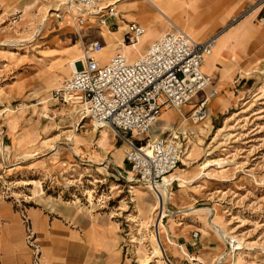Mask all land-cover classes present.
<instances>
[{
	"label": "rangeland",
	"instance_id": "obj_1",
	"mask_svg": "<svg viewBox=\"0 0 264 264\" xmlns=\"http://www.w3.org/2000/svg\"><path fill=\"white\" fill-rule=\"evenodd\" d=\"M70 3L0 0V264L10 256L4 243H22L34 264L33 240L41 264H84L92 250L74 240L106 227L121 241L119 264H264V66L231 74L224 88L211 80L202 119L183 122L175 110L157 119L146 140L179 133L184 150L175 171L185 181H171L160 208L132 176L124 139L96 128L80 104L50 98L91 36L100 53L132 59L149 34L137 51L127 45L122 20L134 21V0L118 3L105 40L97 21L75 23ZM203 95L181 108L186 117Z\"/></svg>",
	"mask_w": 264,
	"mask_h": 264
},
{
	"label": "built area",
	"instance_id": "obj_2",
	"mask_svg": "<svg viewBox=\"0 0 264 264\" xmlns=\"http://www.w3.org/2000/svg\"><path fill=\"white\" fill-rule=\"evenodd\" d=\"M69 8L75 10L72 17L78 26L91 20L107 29L116 26L112 20L118 15L117 9L105 0H71ZM257 9H264V0H257L230 26ZM125 25L127 45L134 47L146 29L134 21ZM216 40L217 35H213L202 42L194 41L182 29L173 27L133 61L118 51L106 63L95 56L103 47L102 41L90 40L81 46L78 69L51 90L50 98L63 104H80L96 128L108 127L120 135L127 145L124 156L132 176L153 192L164 176L177 168L184 150L178 142L179 133L146 140L147 133L164 111L175 110L181 118L186 117L181 108L210 87V76L201 71V65ZM215 93L211 90L201 98L187 118H204L206 103ZM28 244L34 264H41L38 244L34 240Z\"/></svg>",
	"mask_w": 264,
	"mask_h": 264
},
{
	"label": "crops",
	"instance_id": "obj_3",
	"mask_svg": "<svg viewBox=\"0 0 264 264\" xmlns=\"http://www.w3.org/2000/svg\"><path fill=\"white\" fill-rule=\"evenodd\" d=\"M256 1L154 0L157 5L154 7L144 0H134V22L144 26L146 34H149L147 39L141 40V53L148 48L155 38L173 27L182 29L194 41L198 42L217 35L216 47L214 48L218 51L213 49L212 54L204 59L201 71L206 75L214 74L216 79L222 80L221 88L227 87L230 83L231 74L239 75L241 72H253L264 66V21H258L259 17L264 18V9L250 11L245 17L230 26L234 19L248 11ZM129 20L131 19H128V22H131ZM122 22L126 24L125 21L122 20ZM157 25L159 27L154 29ZM100 36L99 38L105 40L102 35ZM93 39L94 36H91L87 40ZM115 52L118 51L109 49L103 55H99L98 59L102 63H106ZM207 60L210 61L209 66L205 65ZM239 77L242 78L240 75ZM36 216V213H31L32 221L34 218L35 222L37 221ZM9 222L10 225L15 226L20 231V240H22L19 217L12 215ZM107 228L109 227L101 229L97 238L91 231H86L84 235L77 236V240H74L79 248H84L87 251L92 250L83 257L84 264L120 263L122 254L118 248L121 241L116 236L114 237V234H111ZM4 246L8 248L7 252L10 253V256L8 258L6 257L7 254H4L2 264H7L6 261L8 264L28 263L27 249L22 243L17 247L16 243L7 245L4 243ZM17 252H21L22 256ZM73 260L79 262L80 258Z\"/></svg>",
	"mask_w": 264,
	"mask_h": 264
},
{
	"label": "bare ground",
	"instance_id": "obj_4",
	"mask_svg": "<svg viewBox=\"0 0 264 264\" xmlns=\"http://www.w3.org/2000/svg\"><path fill=\"white\" fill-rule=\"evenodd\" d=\"M124 0H108L107 2H108V4L109 5H111V6H115V7H117V5H118V3H121V2H123ZM144 1H146V2H148L150 5H152V6H154V7H157V5L154 3V0H144ZM63 4V3H62ZM126 15H128V12H127V14H123V17H126ZM164 16V15H163ZM173 26V25H172ZM102 28V30L100 31V35H103V36H106V35H108V33L109 32H107V30H103V27H101ZM178 28V27H177ZM180 29V28H179ZM86 33H87V31H86ZM92 33H94L93 31H89V34H92ZM110 36V35H109ZM119 39V38H118ZM233 41V40H232ZM215 46H216V43H215ZM214 46V47H215ZM103 48V47H102ZM137 45H135L134 47H132V49H134V51H137ZM213 49H215V48H213ZM102 50V49H101ZM101 50L98 52V53H100L101 52ZM214 51V50H213ZM218 50L216 49V52H217ZM124 54V53H123ZM139 54H141V53H137V55L136 56H134V58H132V59H130V56H129V54H124V55H126L127 57H128V59H130V61H133ZM212 54V53H211ZM210 54V55H211ZM99 55H103V53H100V54H97L96 53V57L97 58H99L100 56ZM80 58V57H79ZM206 58V57H205ZM77 61H79V60H73V61H70V62H68V68H69V70H70V74L72 73V72H74V71H76L77 69H78V67H76V62ZM209 76H210V78H211V80H212V82H214V84L216 85V87H218V88H220V85H219V83H216V81L218 80V81H220L221 79L219 78V79H216L215 78V76H214V74H208ZM206 93V90L205 91H203L202 92V95L203 94H205ZM194 96H196V95H194ZM193 96V97H194ZM192 98V97H191ZM215 101V100H214ZM217 101V100H216ZM190 102V99L187 101V103H189ZM186 103V104H187ZM187 120V117H182L181 118V121H186ZM177 171V170H176ZM176 171L174 170L172 173H170L169 175H167V176H164V178L162 179V181L157 185V190H155V191H153V193H155V195H156V199H157V203L159 204V207L161 208V205H162V200L163 201H165L167 198H169V196H170V189H169V187L168 186H170V184H171V181H173V180H178V181H180V182H184L185 180H184V178H183V176L180 174V173H176ZM182 172V171H181ZM66 205V204H65ZM59 206V205H58ZM69 209V208H68ZM63 211V210H62ZM67 211V210H66ZM69 211V210H68ZM64 213V212H63ZM217 228V232L219 233V235H221L223 238H225L226 239V234H225V232L220 228V227H216ZM157 231H158V229H157ZM232 240V239H231ZM233 241V240H232ZM238 247H236L235 249H237Z\"/></svg>",
	"mask_w": 264,
	"mask_h": 264
}]
</instances>
